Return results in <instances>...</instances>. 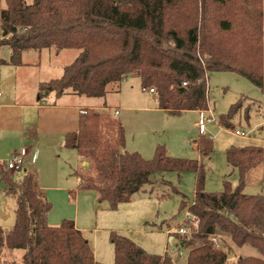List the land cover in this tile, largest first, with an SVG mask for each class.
<instances>
[{
	"label": "trees",
	"instance_id": "obj_1",
	"mask_svg": "<svg viewBox=\"0 0 264 264\" xmlns=\"http://www.w3.org/2000/svg\"><path fill=\"white\" fill-rule=\"evenodd\" d=\"M3 3L0 47L8 46L10 57L0 59V65H21L25 51L80 50L59 79L40 86V96L53 92L56 96L71 93L104 98L108 85L136 73L143 90H154L158 109L178 116L206 111L207 74L212 72L235 73L264 94V0H206L205 5H213L216 15L212 27L207 25L201 57L196 55L200 45L196 0ZM242 100L220 116L223 127L233 128L230 121ZM98 120V113L87 110L80 117L78 130L64 137V147L90 162V175L80 177L79 189L95 191L98 202L114 210L151 186L158 174H176L180 179L183 173H192L190 205L173 189L180 195L179 210L187 209L194 220L182 225L190 231V239L173 235L182 249L190 248L185 264H226L227 253L213 246L212 236L259 253L239 256L233 264H264L263 197L243 193L246 173L264 163V147L228 148L226 162L238 173V185L232 188L225 182L221 193L210 194L204 190L201 160L172 158L163 145H157L153 157L146 160L125 150V133L118 119L102 125ZM194 144L201 157L211 154L212 142L206 136L200 135ZM0 182L4 195L15 201L12 228L5 232L0 227V264H100L72 221L48 226L52 207L34 188L33 174L27 172L14 180L0 165ZM109 241L113 264H174L167 254H148L118 233L110 232Z\"/></svg>",
	"mask_w": 264,
	"mask_h": 264
},
{
	"label": "rangeland",
	"instance_id": "obj_2",
	"mask_svg": "<svg viewBox=\"0 0 264 264\" xmlns=\"http://www.w3.org/2000/svg\"><path fill=\"white\" fill-rule=\"evenodd\" d=\"M25 2L29 4L32 0H25ZM205 4L206 0H196V25L197 28L200 27L198 30L200 45L198 44L199 47L196 50L197 57H201L203 49H205L207 25L212 27L214 15H216L214 6H206L207 4ZM3 9H5V5L3 0H0V10ZM54 51L53 48L45 49L43 53H55ZM62 51L56 64L61 63V61L68 62L73 55L80 52V50ZM9 54L8 46L0 47L1 56L8 57ZM121 87L120 93L110 91L107 92L105 98L94 100L96 106L104 107L106 104L107 108L105 111L89 110L98 113L99 124L112 123L115 118H120L125 133V150L129 153H138L146 159L139 152L140 150L143 151V147L150 143L149 150L146 151V155L150 157L146 160L153 157L157 145H163L167 154L172 158L197 160L199 162L201 160L205 174L204 190L206 193H221L225 182H228L232 188L238 185V173L236 170L233 171L226 162V150L228 148H242L254 144L264 147V94L245 78L235 73L212 72L207 74L209 94L206 109L210 110L213 119L205 123V129L206 138L212 142V152L204 158L194 149V141L200 136L197 126L200 117L199 112L188 111L181 116H168L161 111L147 112L139 109V111H132L131 113L122 111L120 113L118 110L114 116V110L119 108V103L121 105H126V101L129 103L130 99L127 96L131 93V87L136 88L138 95L142 97V105H138V108L152 106L150 104L151 96L142 92L141 83L139 85L136 78L128 76L126 83L122 84ZM114 89L116 88L113 87L112 90ZM153 95L156 99L155 93ZM240 99H243L241 101L242 107L230 121L233 128L223 127L220 123V116L226 115L231 106ZM247 99L253 102L260 101L263 107L261 106L260 109L256 107L254 110V107L252 109L253 105ZM246 107L249 108H247L248 116L246 115ZM205 116H209L208 111L205 112ZM235 130L245 133L251 132L256 141L247 139L249 137L236 136ZM85 162L89 165L83 166L80 175L83 178H88L91 166L88 160ZM72 168L76 169V165ZM22 175H19L18 179ZM68 175L65 178L70 181L69 190L76 195L67 196L65 200L49 201L52 205L51 215L55 217L66 216L60 221V224L63 220L74 221L73 217L77 216L78 224L84 230L82 236L89 242L92 253H95L99 260L96 262L100 264L114 263V252L109 241V235L110 232H115L131 240L151 255H165L167 248V255L172 258L174 264H185L190 248L182 249L178 242H174L173 244L178 246L179 251H182L183 257L179 259L176 254L169 253L170 244L165 231L168 229L175 231L174 236H177L178 228H183L187 209L179 210L180 195L175 193L173 189L181 193L186 203L190 205L193 201L194 175L192 173H183L180 179L176 174H158L151 186H145L143 192L135 195L129 202L120 203L114 210H109L106 203H99L95 191L79 189L76 178ZM243 193L262 196L264 201V164L246 177ZM14 210L15 201L4 195V185L0 184V227L5 232H8L14 224ZM187 231L189 232L187 239H190L191 233L189 230ZM174 239L177 241L178 237ZM218 250L227 251L226 264H233L239 256H259L255 249L251 247L237 248L227 239L221 241V249Z\"/></svg>",
	"mask_w": 264,
	"mask_h": 264
},
{
	"label": "crops",
	"instance_id": "obj_3",
	"mask_svg": "<svg viewBox=\"0 0 264 264\" xmlns=\"http://www.w3.org/2000/svg\"><path fill=\"white\" fill-rule=\"evenodd\" d=\"M43 50L23 52L21 65L19 66L0 65V165L14 153L23 155L25 173L29 172L34 175V188L36 191L48 202H55L56 200H65L67 196L73 197L76 195L69 190L70 181L65 177L67 174L75 177L78 186L81 177L80 170L83 166L89 165L84 158L78 155L76 150L64 147L65 135L78 130L80 117L87 110L105 111L107 108L106 104H104V107H98L94 104V100L100 98H88L71 93L56 96L53 92H44L40 96V86L51 80L59 79L62 76L64 67L71 64L79 54L73 55L68 62L61 61V63L56 64L63 51L43 53ZM9 57L10 54L8 57L0 55V59L5 61ZM129 76L136 78L140 85V79L136 73ZM127 77L120 83L108 85L107 92L118 91L120 93L121 86L126 83ZM112 86L116 89L112 90ZM138 94L136 88L131 87V93L127 96L130 99L129 103L127 101L126 105L119 103V108L114 110V116L116 111L118 113V110L120 113L121 111L131 113L132 111H139V109L147 112L161 111L168 116H172L158 109L153 94L147 93L151 96L150 104L152 106L138 108V105H142V97ZM247 101L251 102L249 99ZM261 106V102L256 101L252 109L253 107L254 110L256 107L260 109ZM258 112L260 111L258 110ZM120 113L117 115L119 116ZM118 120L120 121V118ZM247 133L249 134L247 139L256 141L251 132ZM254 145L259 146L258 144ZM149 146L150 143L143 147V151L140 150L139 152L146 159L150 157L146 155ZM262 164L264 163L248 171L244 180ZM74 165H76V169L72 168ZM22 174L9 173L8 176L16 180ZM0 184L2 183L0 182ZM96 198H98L97 194ZM51 211L47 215V224L50 227H58L60 221L66 216L55 217L51 215ZM73 220L75 228L82 234L84 230L79 226L77 216L73 217ZM168 231L170 230L168 229L165 232L168 235L170 250L173 252L177 247L173 243H177V241L172 236L174 233L169 234ZM167 253L166 248L164 254ZM17 254L20 253L17 252ZM93 256L95 261H99L95 253Z\"/></svg>",
	"mask_w": 264,
	"mask_h": 264
},
{
	"label": "built area",
	"instance_id": "obj_4",
	"mask_svg": "<svg viewBox=\"0 0 264 264\" xmlns=\"http://www.w3.org/2000/svg\"><path fill=\"white\" fill-rule=\"evenodd\" d=\"M2 35V32L0 30V36ZM185 86V84H183ZM143 92L145 93H148V94H154V90L153 89H147V90H143ZM208 107V106H207ZM208 111V114L209 116L206 117L205 116V112ZM206 111H202L200 112V117H199V122H198V130H199V134L201 135H204L206 136V129H205V123L206 122H209L211 119H213V115L212 113L210 112L209 109H206ZM116 114V112H115ZM234 134L238 137H242V138H245V137H249V134L248 133H245L243 131H235ZM33 161H34V158H33ZM24 163H25V160H24V157L23 155L21 154H18V153H14L12 154L6 161H4L2 163V168H3V171L5 173H16V174H22V173H25V169H24ZM185 222L186 221H194L193 218L190 216V214L186 213V216H185ZM196 223V221H195ZM188 229L186 228H179L176 233L177 234H181V235H188L189 232L187 231ZM169 234H172L174 233L175 234V231H168ZM210 242L213 244V246L217 249H221V241L216 238V237H210ZM175 252L173 253L171 250L169 251V253L171 254H176L178 256L179 259H181L183 257V253L182 251H179L178 247H175ZM224 249V248H223ZM224 253H227L226 250H222Z\"/></svg>",
	"mask_w": 264,
	"mask_h": 264
},
{
	"label": "water",
	"instance_id": "obj_5",
	"mask_svg": "<svg viewBox=\"0 0 264 264\" xmlns=\"http://www.w3.org/2000/svg\"><path fill=\"white\" fill-rule=\"evenodd\" d=\"M176 249L173 250V253L175 252Z\"/></svg>",
	"mask_w": 264,
	"mask_h": 264
}]
</instances>
